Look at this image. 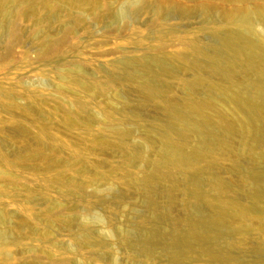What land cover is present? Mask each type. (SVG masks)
Masks as SVG:
<instances>
[{
  "label": "rangeland",
  "instance_id": "obj_1",
  "mask_svg": "<svg viewBox=\"0 0 264 264\" xmlns=\"http://www.w3.org/2000/svg\"><path fill=\"white\" fill-rule=\"evenodd\" d=\"M3 1L0 89L11 95L0 96V232L8 237L0 264H264V121L248 109L263 133L232 135L227 152H211L206 133L190 132L187 151L214 155L210 166L175 168L162 143L179 130L166 103L213 99L229 112L209 83L239 96L262 81L245 76L248 53L234 59L224 39L256 42L264 9L246 23L226 16L236 0ZM216 61L223 76L235 63L231 83L213 70ZM200 74L208 85L190 89ZM154 164L174 173L147 187ZM217 177L221 192L209 184ZM218 195L243 205L252 226L219 224ZM234 213L226 209L229 220Z\"/></svg>",
  "mask_w": 264,
  "mask_h": 264
},
{
  "label": "bare ground",
  "instance_id": "obj_2",
  "mask_svg": "<svg viewBox=\"0 0 264 264\" xmlns=\"http://www.w3.org/2000/svg\"><path fill=\"white\" fill-rule=\"evenodd\" d=\"M236 1H237V3L239 2V4L230 13H228L226 15L230 19L237 20V19H239V17L240 18L242 17V19L246 23H250L252 21V19H253V14L258 13L261 10L263 11V9H264L263 6H262V9H259L258 7L253 9L250 6H248L247 4H244V2H245L244 0H236ZM1 2H3V3H1ZM258 3H259V1H258ZM0 8L2 9V11H3V13L5 15H7L9 13V9L5 6L3 0H0ZM261 14L259 13V15H261ZM258 22H260V21H258ZM263 22H264V20H263ZM239 23H241V21ZM240 27L242 28V26H240ZM262 29H263V27H262ZM242 30H244V29H242ZM247 31H248L247 32V34H248L250 30H247ZM254 32H256L255 34L257 35V31H254ZM251 34L249 33L250 36H251ZM224 40H225V42H224L225 45L228 46L229 48H231L230 50L233 52L234 57H235L234 59H241V58H243V56H246V53H248V56H246V63H245L246 64V69H245L246 70V75L245 76L248 75L249 78H250L249 74L250 73H255L254 76L256 74L260 75L261 78H262V81L261 82H255V81H253L254 80L253 79L252 81L254 83L253 82H251V83H253L254 85L250 84V85H252V87H254V89L252 88L253 92L251 91L252 94L244 93L242 91L240 93V95H239L240 97L237 96L236 93H235L236 95L233 94L230 90H229L230 91L229 92L227 87H225L223 85V83H217V84H213V83L210 84L209 83V86H211L213 89L214 88L215 89H219V90H221L224 93V94L223 93L222 94L224 96H226V99H228V101L230 103V107L228 106L230 109L229 108L227 109L229 112H226L225 110H223L222 109L223 107L222 108L219 107L221 104H219V106H218V104H217L218 101L215 102L216 100H213V99H211V100L202 99V100H192V101L187 100L185 103L184 102L183 103H175V102L166 103L165 110L171 116L173 121L177 124V126L179 127V130L177 131V135L178 136H176V138L174 136L170 135L168 138L164 139V142H162L163 145L167 148V151H164V153H163L164 154V162L165 163H169V160H170L169 155H174V158H175L174 159V166H175V168L176 167L179 168V169L192 168V167L195 166V164L200 163L201 160L206 161L204 159L208 155H210L205 150L204 151L203 150H199V148H198V150L195 149L196 151L193 154L191 152L189 153V151H187V148H186L187 146L185 144V141L189 137L190 132H193V131L195 132L196 131V132L206 133V135L209 136L208 142H209V146H210L211 152H215V151L227 152L230 149V144H229V140L228 139L232 135H234L236 133H240V132H246L248 134L251 133V134H254L255 136H257V134H258V131H259L258 127H257L258 122H257V125H256V123L254 121H252V119L248 120L249 117L247 118V116H246V111L248 109H252L253 110V112L255 114V117H256L254 120L257 119V121H259V122L260 121H264V31H263V33H261V34H259L257 36L256 42L255 41L253 42L251 40H248V41L245 40V41H243L242 44H240L239 41H241V40L237 36H236V38H234V37L232 38L231 37V38H225ZM230 66H229V69L231 68L232 75H236L238 72L236 70L237 68L235 69V63L233 61H232V63H230ZM196 67L198 69H201V67L199 65H196ZM236 67H238V66L236 65ZM213 70L215 72L221 74V78L224 77V78H222L223 80H226V78H227L229 81L230 80L232 81V79L234 78L232 75H229L230 74V72H229L230 70L228 71L229 73L226 74L228 76H223V73L221 71L220 63H218L217 61L213 62ZM225 72H227V71H225ZM247 72L248 73L250 72V73L248 74ZM252 76H253V74L251 75V77ZM260 76H258V78ZM244 80H246V79H244ZM231 81H230V83H231ZM248 81H251V80H248ZM258 81H260V80H258ZM206 82H207V85H208L207 78L204 75L200 74L199 76H197V78L194 81H192L188 85L191 86L190 89H192V87L197 88L198 86H201L202 83H206ZM239 83L240 82H238V84ZM248 83H250V82H248ZM234 84H236V83L234 82ZM245 84H247V83H245ZM250 85H249V87H250ZM232 86L234 87V89H238L237 87L235 88V86L233 84L230 85V87H232ZM243 87L245 88L246 86H242V89H243ZM247 87H248V85H247ZM214 91H216V90H214ZM146 94L151 99H155L156 96H157V92H156L155 89H147L146 90ZM9 95H11V93L8 90L0 89V96H5V97L9 98ZM225 105L224 106L227 107L226 103H225ZM11 106H13V105H10V107ZM16 106H17V104H16ZM5 107L7 108V106H5ZM30 107H31V105H30ZM9 108H7V109H9ZM19 108L25 109V107L24 108L19 107ZM11 109H12V107H11ZM179 109H181V111H179ZM183 110L189 116V118L187 120L185 119V116L183 114ZM25 111H26V109H25ZM14 112L15 111H13V113ZM20 112H22V113L18 114V112H17V114L18 115L24 114L22 110ZM11 113L12 112H10V114ZM38 113H41V112H38ZM16 117H17V115H16ZM46 119H47V117H46ZM21 123H22V121H21ZM23 124L24 123H22V124L19 123L20 126L23 125ZM212 125L215 126L218 130L221 131L222 137H219L217 135L216 130H215L216 128H213ZM261 125H264V124H260V126ZM11 126H13V125H11ZM11 126H10V128L12 129V128L18 126V125H16V126L14 125V127H11ZM7 127H8V125H7ZM22 127L24 129V126H22ZM14 129L16 130L17 127L14 128ZM18 129H20V133H22L21 132L22 128L18 127ZM45 130H48V129H45ZM45 130H42V132L45 131ZM168 131L171 132V128L170 127H168ZM259 132H261V129H260ZM261 133H263V132H261ZM239 135H241V134H239ZM260 135L262 136V134H260ZM203 137H205V136H203ZM241 137H243V136L241 135ZM204 140H206V139H204ZM261 141H263V140H261ZM38 142H39V140H38ZM253 143L254 142H252V144ZM199 144H202V143H198V145ZM260 144H262V143H260ZM204 145H205V143H204ZM257 145H259V144H257ZM209 146H206V147L209 148ZM203 148H205V147H203ZM211 157H212L211 159H208L206 161V163H205L206 166H210V165H212V164L217 162V158L214 155H211ZM142 158L146 159V157L144 155L142 156ZM153 168H152V171L149 172V174L144 179V185H146L147 187L148 186H152L153 182H154V180L156 178H172L173 173H174L173 167L167 168L166 170H161L159 165L156 166V164H154ZM209 182H210L209 184L211 186L215 187L216 190L219 191V192H221V190L224 189V187H225V183L221 179H219L218 177L214 178V179H210ZM187 189H188L189 192H191V194L199 195L201 197V199L207 201V198H206L207 195L205 194V192H201V191L199 192L198 187H197L196 184L190 183V185H187ZM218 196H220V195H218ZM221 196L217 199L218 200L217 201V205H218V208H219V211H220V212L219 211H217V212H218V214H219V216L221 218L219 224H229L231 226L233 225L234 228H235L234 230H239L240 224L243 225L246 228L247 227L248 228L251 227L252 224L249 221V218L247 216V212H246L245 207L243 205H241L240 203L231 202V201H228V200H226L224 198H221ZM148 199L151 202V204L154 203V201H155L153 199V196L150 195V194L148 195ZM231 206L235 207V213L233 215V219L229 220L228 219L229 216L226 214V209L228 207H231ZM0 220H2V221L4 220V215L0 214ZM202 220L204 221V218ZM192 225L194 226V224H192ZM194 228H196V226ZM194 228L192 227L191 230L194 229ZM196 229H198V228H196ZM50 230H52V228H50ZM195 231L196 230L194 229L193 232H195ZM193 234L194 233H192V235ZM195 234L198 237V235H200L201 233L199 234V232L197 231V232H195ZM0 239H2L3 241H8V237H6L5 233H3V232H0ZM215 253L212 254V255L210 254V256H213V257L217 258L218 256L216 257ZM219 254H217V255H219ZM79 256H80V254H79ZM220 259L222 260V258H220ZM226 259H228V258H226ZM76 260L77 261H75V264H79L80 260H78L77 258H76ZM224 264H229V262H225Z\"/></svg>",
  "mask_w": 264,
  "mask_h": 264
}]
</instances>
